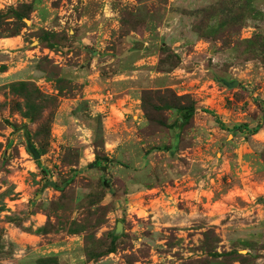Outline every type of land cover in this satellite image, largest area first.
<instances>
[{
  "label": "rangeland",
  "instance_id": "obj_1",
  "mask_svg": "<svg viewBox=\"0 0 264 264\" xmlns=\"http://www.w3.org/2000/svg\"><path fill=\"white\" fill-rule=\"evenodd\" d=\"M7 38L0 264H264V0H0Z\"/></svg>",
  "mask_w": 264,
  "mask_h": 264
},
{
  "label": "crops",
  "instance_id": "obj_2",
  "mask_svg": "<svg viewBox=\"0 0 264 264\" xmlns=\"http://www.w3.org/2000/svg\"><path fill=\"white\" fill-rule=\"evenodd\" d=\"M13 38H7V39H1L0 41H3V40H8V41H11ZM39 48V47H38ZM38 48H35V50H38ZM83 82V87H82V91L80 92V96L82 98L85 97L86 95V92L90 89V87L92 86V83L90 81H82ZM87 148H84V150H86ZM83 150V151H84ZM87 151V150H86ZM94 153V152H93ZM93 155V154H92ZM89 163V162H88ZM87 163V164H88ZM86 164V165H87Z\"/></svg>",
  "mask_w": 264,
  "mask_h": 264
},
{
  "label": "water",
  "instance_id": "obj_3",
  "mask_svg": "<svg viewBox=\"0 0 264 264\" xmlns=\"http://www.w3.org/2000/svg\"><path fill=\"white\" fill-rule=\"evenodd\" d=\"M138 44L139 45L137 47H139V48L142 47V44L141 43H138ZM234 84H235V82L234 83H231L230 85H234ZM27 148L29 149V151L33 155V158L34 159H37L39 157L38 153L34 149L31 148V146H30L29 143L27 144ZM119 228H120V223H117L116 230H118Z\"/></svg>",
  "mask_w": 264,
  "mask_h": 264
},
{
  "label": "trees",
  "instance_id": "obj_4",
  "mask_svg": "<svg viewBox=\"0 0 264 264\" xmlns=\"http://www.w3.org/2000/svg\"><path fill=\"white\" fill-rule=\"evenodd\" d=\"M193 110L194 109L192 107H190L189 110L186 112V116L192 114L193 113ZM25 135L27 136V134H25Z\"/></svg>",
  "mask_w": 264,
  "mask_h": 264
}]
</instances>
